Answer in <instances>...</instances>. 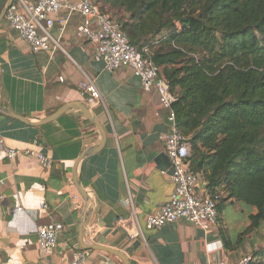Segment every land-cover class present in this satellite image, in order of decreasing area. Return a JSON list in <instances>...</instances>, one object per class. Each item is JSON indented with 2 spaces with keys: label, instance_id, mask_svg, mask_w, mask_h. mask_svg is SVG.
Returning <instances> with one entry per match:
<instances>
[{
  "label": "crops",
  "instance_id": "obj_1",
  "mask_svg": "<svg viewBox=\"0 0 264 264\" xmlns=\"http://www.w3.org/2000/svg\"><path fill=\"white\" fill-rule=\"evenodd\" d=\"M13 1L0 0V137L9 147L43 152L52 164L46 168L23 155L10 161L0 151V264H69L90 245L116 249L130 264L235 262L248 254L260 256L264 264V221L248 230L257 209L226 195L220 224L209 231L186 220L146 227L147 216L174 191L173 168L159 138L169 128L168 111L130 69L106 71L94 47L76 40L78 14L64 31L55 24L59 49L34 53L7 25L5 14ZM88 78L95 80L101 100L81 94L80 84ZM79 103L106 133L104 147L80 163L101 133L82 115ZM65 105L69 111L39 124ZM207 188L201 183L198 191ZM43 201L47 211L40 208ZM133 211L142 228L135 238L117 226ZM52 219L63 222L65 231L53 253L43 255L37 229ZM86 264L125 263L109 251L93 249Z\"/></svg>",
  "mask_w": 264,
  "mask_h": 264
},
{
  "label": "trees",
  "instance_id": "obj_2",
  "mask_svg": "<svg viewBox=\"0 0 264 264\" xmlns=\"http://www.w3.org/2000/svg\"><path fill=\"white\" fill-rule=\"evenodd\" d=\"M135 46L148 45L171 90L191 163L211 193L264 221V0H93ZM164 32V33H163ZM163 37L157 39L160 34ZM221 203V204H222ZM221 209V205H220Z\"/></svg>",
  "mask_w": 264,
  "mask_h": 264
},
{
  "label": "built area",
  "instance_id": "obj_3",
  "mask_svg": "<svg viewBox=\"0 0 264 264\" xmlns=\"http://www.w3.org/2000/svg\"><path fill=\"white\" fill-rule=\"evenodd\" d=\"M74 14L82 18L80 27L75 31L76 40L94 47L97 58L104 63V69L111 73L122 68L130 69L139 79L142 89L156 93L160 107L168 111L169 128L162 131L159 138L174 168L171 176L174 191L168 201L147 216L146 227L157 229L180 220H186L205 231L218 227L222 195L211 193L208 188L205 192L198 191L201 183L206 187L208 183L202 172L192 168L189 158L192 154L190 136L179 128L173 107L177 95L162 74V67L155 62L150 46L133 45L117 18L93 0H15L8 7L5 19L7 25L30 45L34 53L53 52L60 48V41L52 32L55 24L58 23L64 31ZM80 92L91 100H101L93 78L80 84ZM0 151H4L10 161L23 155L36 158L46 168L52 164L51 158L43 152L32 148L9 147L2 137ZM77 198L78 195H75L74 199ZM40 208L48 210L45 201L41 202ZM17 210L21 211L22 208ZM117 226L126 228L131 238L142 235L134 211L128 217L120 218ZM64 231L65 224L55 219L38 227L37 244L43 255L53 253ZM90 254L91 250L80 249L69 264H86ZM260 261V256L248 254L235 262L215 260L203 264H259Z\"/></svg>",
  "mask_w": 264,
  "mask_h": 264
},
{
  "label": "water",
  "instance_id": "obj_4",
  "mask_svg": "<svg viewBox=\"0 0 264 264\" xmlns=\"http://www.w3.org/2000/svg\"><path fill=\"white\" fill-rule=\"evenodd\" d=\"M77 105H78V108L81 110L82 115L86 119H88L89 121H91L92 123H94L98 127V129H99V131L101 133V139H100L98 145L95 146V147L88 148L83 153V155L81 156L80 160L78 161L80 163V161L84 157H86L88 155H91V154H94V153L100 151L104 147V145L106 143V133H105V131H104V129H103L100 121L98 120V118L95 116V114L87 106H85V105H83L81 103H79ZM69 110H70V106L69 105H65L62 108H60L56 113L52 114L51 116H49V117H47L45 119L40 120L39 121V124L42 125L45 122L52 121V120L58 118L60 115L66 113ZM79 163H77V165ZM171 165H172V162H171ZM172 168H173V165H172ZM173 170H174V168H173ZM87 249H89V250H93V249H103V250L109 251L110 253H113L115 255H118L124 261L125 264H130L129 261H128V258L126 257V255H124L122 252H120V251H118L116 249H112L110 247H105V246H101V245H90V246L87 247Z\"/></svg>",
  "mask_w": 264,
  "mask_h": 264
},
{
  "label": "rangeland",
  "instance_id": "obj_5",
  "mask_svg": "<svg viewBox=\"0 0 264 264\" xmlns=\"http://www.w3.org/2000/svg\"><path fill=\"white\" fill-rule=\"evenodd\" d=\"M164 33V32H163ZM160 34L158 37H157V39H160L161 37H163L164 36V34Z\"/></svg>",
  "mask_w": 264,
  "mask_h": 264
}]
</instances>
